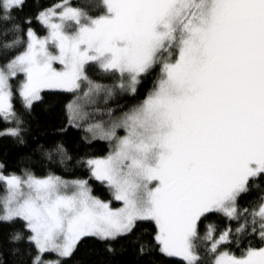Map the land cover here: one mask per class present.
Returning a JSON list of instances; mask_svg holds the SVG:
<instances>
[{"label":"snow or ice","instance_id":"obj_1","mask_svg":"<svg viewBox=\"0 0 264 264\" xmlns=\"http://www.w3.org/2000/svg\"><path fill=\"white\" fill-rule=\"evenodd\" d=\"M24 4L0 0V35H14L0 47L23 45L0 65V122L10 125L0 128V138L26 143V121L13 103L19 75L28 113L46 89L82 92L66 106L69 125L111 147L80 163L122 205L94 196L88 179L28 169L5 175L0 163V223L23 221L28 234L14 232L9 240L35 248L30 264H61L83 238L115 241L141 221L154 223L155 245L140 243V254L158 246L183 264H201L203 241L211 264H264V246L249 245L239 255L220 250L249 230L264 241V196L251 211L238 204L264 177V0H102L97 16L62 0L38 12L48 30L43 38L23 28L30 19L17 22L13 15ZM89 64L118 74V81L90 79ZM156 67L151 90L119 116L112 108L85 111L82 101L95 105L103 96L106 102L117 90L134 95ZM95 115L107 119L84 127ZM44 155L62 164L71 159L60 142ZM212 214L238 226L218 230L208 223L201 237L199 226ZM46 253L60 259L45 260Z\"/></svg>","mask_w":264,"mask_h":264},{"label":"trees","instance_id":"obj_2","mask_svg":"<svg viewBox=\"0 0 264 264\" xmlns=\"http://www.w3.org/2000/svg\"><path fill=\"white\" fill-rule=\"evenodd\" d=\"M100 3L101 0H94ZM62 2V0H25L23 9L14 12L17 22L25 18L31 20V24L23 25L26 30L31 27L38 36L46 33V27L43 26L36 16L39 11L52 7ZM91 0H70L74 7L82 8L87 13H94L90 10ZM103 11V8L100 9ZM14 35L8 37L0 35V45L10 42ZM27 37L22 36L25 40ZM23 50V45L15 49L5 51L0 47V65H3L12 56ZM97 68L93 64L86 66L88 74L95 81L103 84H114L118 81V74L115 73H94ZM159 74V67H156L149 74L144 76L137 86L136 93L130 94L122 92L116 97H111L106 102L104 99L98 104L101 110L108 108L121 109L127 111L129 107L137 104L153 87L154 81ZM42 99L34 103L31 112L24 110L18 92L14 90L13 103L16 110L23 115L26 121L24 145H19L10 137L0 138V163L5 165L4 174L15 172L22 174L24 169L31 170L38 176H43L49 172L66 178L88 179L92 192L100 198L112 200V192L104 184L92 179L88 169L80 163L82 159L89 156H105L108 154L111 145L106 140L90 139L86 136L83 127L77 128L69 125L68 112L66 106L73 102L74 94L62 90H45L41 93ZM117 112V111H116ZM121 112V111H118ZM96 116V115H95ZM92 116L91 119H94ZM102 117L97 115V117ZM90 119V120H91ZM84 127L89 123L88 120L82 121ZM0 122V128L9 127ZM63 143L67 149L70 160L60 163L59 157L49 160L44 151L48 150L51 145ZM43 146V149L41 148ZM259 187L253 186L250 191L243 194L238 204L241 208H248L250 211L256 208L260 202L259 198L264 196V177L255 181ZM5 193L4 185L0 184V196ZM116 204V202H113ZM215 223L218 230L223 229L229 223L233 228L238 226L237 221H228L219 214L209 215L206 220L199 226L201 237L205 233V225ZM14 232H23V221L17 220L13 223H0V264H30V255L35 254V248L25 242L13 243L9 237ZM155 234V225L150 221L138 222L133 233L127 237L118 238L115 241H101L95 237H85L77 245V248L70 257L63 258L61 264H183L178 257H167L159 252L158 246L152 247L150 251L140 254L138 247L140 243L145 245H155L153 236ZM249 245L253 247L264 246L258 235L252 234L251 231L243 234L239 239H234L231 244L221 247V251L228 250L239 255ZM111 246L114 251L109 252L107 249ZM205 242H200V252L202 256L201 264H211L212 257L206 254Z\"/></svg>","mask_w":264,"mask_h":264},{"label":"rangeland","instance_id":"obj_3","mask_svg":"<svg viewBox=\"0 0 264 264\" xmlns=\"http://www.w3.org/2000/svg\"><path fill=\"white\" fill-rule=\"evenodd\" d=\"M59 3H61V2H59ZM69 3H70V0H69ZM58 4V3H57ZM70 5H71V3H70ZM90 10L92 11V12H94V13H88L89 15H91V16H97V15H100V14H103V12H104V8H103V4H102V0H101V2L100 3H97V2H95L94 0H91V2H90ZM72 6V5H71ZM74 7V6H73ZM101 8H103V11H100V9ZM48 35V30L46 29V33L44 34V35H41L40 37L41 38H43L44 36H47ZM27 39V38H26ZM26 39H25V41H26ZM97 69L96 70H94L93 72L96 74V73H99V72H101L100 70H99V68L95 65V64H93ZM54 67H56L57 69H61L63 66L62 65H60L58 62L56 63V64H54ZM86 72H87V70H86ZM87 75L89 76V78L90 79H92V80H94L95 81V79H93L89 74H88V72H87ZM24 79V77H23V75L21 74V75H19L18 77H16V78H14L13 80H12V85H13V90H16L17 91V89H18V86H19V84L21 83V81ZM46 90H59V89H46ZM45 91V90H44ZM62 91H64V90H62ZM18 92V91H17ZM71 93H73L74 94V100L76 99V97L77 96H81L82 95V92H71ZM122 92H120V91H118L117 90V92L115 93V95L113 96V97H116V96H118V95H120ZM102 99H104L103 98V96H101V97H99L98 99H97V102L95 103V105H89V104H87V102L86 101H82L84 104H85V111L86 112H89V113H92L93 111H94V109H96V108H99V106H98V104L101 102V100ZM73 100V101H74ZM100 109V108H99ZM117 111V112H116ZM116 111H115V115H117V116H119L121 113H122V110L120 109H116ZM118 111H121V112H118ZM92 118V116H90L89 117V119H88V122L90 123V122H94L95 120H106L107 119V116L106 115H104V116H102V117H97V115L94 117V119H91ZM91 119V120H90ZM117 134L118 135H124V132H123V130L121 129V130H118V132H117ZM90 139H91V137H89ZM6 175V174H5ZM18 175H20V174H18ZM57 175V174H56ZM60 176V175H59ZM61 177H63V176H61ZM64 179H67V180H73V179H78V178H66V177H63ZM91 186V185H90ZM5 194V193H4ZM92 194L94 195V196H96V197H98L99 199H101V200H104V199H102V198H100L98 195H95L93 192H92ZM112 196H113V194H112ZM104 201H110L111 202V206L112 207H114V208H118V207H121L122 205H121V202H119V201H116V200H114L113 198H112V200H109V199H106V200H104ZM113 202H116V204H114ZM45 260H56V259H60L55 253H46L45 255H44V257H43ZM61 261H62V259H61Z\"/></svg>","mask_w":264,"mask_h":264}]
</instances>
